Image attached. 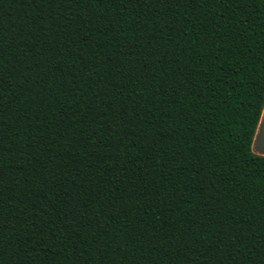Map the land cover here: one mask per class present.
<instances>
[{
	"label": "trees",
	"instance_id": "trees-1",
	"mask_svg": "<svg viewBox=\"0 0 264 264\" xmlns=\"http://www.w3.org/2000/svg\"><path fill=\"white\" fill-rule=\"evenodd\" d=\"M264 0H0V264H264Z\"/></svg>",
	"mask_w": 264,
	"mask_h": 264
},
{
	"label": "crops",
	"instance_id": "crops-1",
	"mask_svg": "<svg viewBox=\"0 0 264 264\" xmlns=\"http://www.w3.org/2000/svg\"><path fill=\"white\" fill-rule=\"evenodd\" d=\"M251 149L255 154L264 156V105L252 139Z\"/></svg>",
	"mask_w": 264,
	"mask_h": 264
}]
</instances>
